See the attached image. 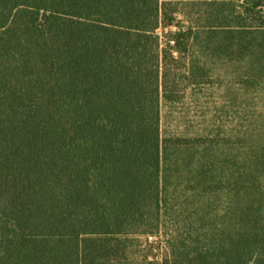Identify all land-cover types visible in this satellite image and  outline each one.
<instances>
[{
  "label": "trees",
  "instance_id": "obj_1",
  "mask_svg": "<svg viewBox=\"0 0 264 264\" xmlns=\"http://www.w3.org/2000/svg\"><path fill=\"white\" fill-rule=\"evenodd\" d=\"M183 1L0 0V264H138L131 248L157 234L149 264H264L261 196L205 233L162 230L180 37L264 30V0H198L207 23L166 31Z\"/></svg>",
  "mask_w": 264,
  "mask_h": 264
},
{
  "label": "rangeland",
  "instance_id": "obj_2",
  "mask_svg": "<svg viewBox=\"0 0 264 264\" xmlns=\"http://www.w3.org/2000/svg\"><path fill=\"white\" fill-rule=\"evenodd\" d=\"M181 3L180 26L166 31L184 33L201 19L207 23L208 15L198 14L203 2ZM206 31L212 37L206 49L190 36L180 37L188 48L174 53L171 86L162 99L168 199L162 230L168 236L176 226L204 233L206 227H222L224 217L235 215L250 198L262 197L254 208L264 213V30ZM192 61L199 64L195 76L188 72ZM139 238L131 248L138 264L159 261L167 252L164 235Z\"/></svg>",
  "mask_w": 264,
  "mask_h": 264
}]
</instances>
